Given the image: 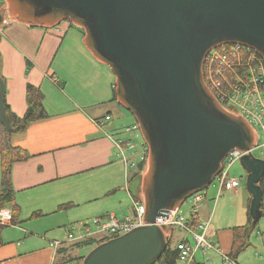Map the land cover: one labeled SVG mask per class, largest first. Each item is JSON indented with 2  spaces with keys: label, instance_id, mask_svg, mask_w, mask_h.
<instances>
[{
  "label": "water",
  "instance_id": "95a60500",
  "mask_svg": "<svg viewBox=\"0 0 264 264\" xmlns=\"http://www.w3.org/2000/svg\"><path fill=\"white\" fill-rule=\"evenodd\" d=\"M10 17L52 26L68 19L85 31L83 42L115 75L116 100L134 116L148 149L145 173L128 185L142 192L143 218L104 240L81 264H155L168 244L171 211L209 186L232 149L251 195L253 228L262 215L264 159L256 134L240 112L222 107L203 79L207 52L235 42L264 60V0H5ZM3 12H0V23ZM0 76V122L11 126Z\"/></svg>",
  "mask_w": 264,
  "mask_h": 264
},
{
  "label": "crops",
  "instance_id": "0c3cea01",
  "mask_svg": "<svg viewBox=\"0 0 264 264\" xmlns=\"http://www.w3.org/2000/svg\"><path fill=\"white\" fill-rule=\"evenodd\" d=\"M0 8V33L8 31L4 51L1 49L2 76L0 66L5 101L13 113L22 116L29 83L41 90L47 114L11 138L12 144L29 156L12 166L11 182L20 216L17 225L7 226L2 232L5 243L0 246V264L72 262L81 256L73 248L77 241L66 239L73 224L107 214L118 218L133 215V202L140 194L134 196L128 189L131 176L138 170V164H130L139 159L130 155L135 152L138 157L147 146L143 140L137 151L133 142L134 147L126 150L127 159L119 155L116 139L132 142V138L126 135L125 126L129 125L119 110L121 105L113 99L115 76L85 46L82 27L65 19L52 26L30 25L11 17L13 21L5 22L4 0H0ZM7 41L11 54L5 53ZM22 59L30 68L22 64ZM33 68L37 75L32 73ZM106 116L110 118L106 120ZM229 168L227 177L239 179L237 187L229 189L217 181V192L205 187L197 193L202 196L200 219L210 221L207 237L228 254L233 229L247 223L251 199L241 186L243 178L228 175ZM222 191L228 196L217 202ZM184 201L189 202V210L184 213L189 216L191 203ZM217 205L219 213L215 212ZM262 206L256 225L245 231L246 245L235 257L237 264H264V191ZM54 240L62 244L53 248L50 244ZM192 264H202V256L196 254Z\"/></svg>",
  "mask_w": 264,
  "mask_h": 264
},
{
  "label": "built area",
  "instance_id": "2783aa9c",
  "mask_svg": "<svg viewBox=\"0 0 264 264\" xmlns=\"http://www.w3.org/2000/svg\"><path fill=\"white\" fill-rule=\"evenodd\" d=\"M245 59V65L237 72L234 65H238ZM203 79L212 94L225 109L240 112L255 131L259 129L264 136V60L251 47L241 43L229 42L211 48L203 59ZM232 107V108H231ZM110 117L106 116L108 120ZM139 130L137 123L125 127V132ZM256 134V132H255ZM134 144L125 139H116L118 153L125 160L126 150L132 149ZM260 150L261 158L264 159V141L256 140L251 148ZM238 149L230 150L221 162V170L214 177L220 186L235 188L239 179L228 178V168L244 154ZM135 154V152H134ZM139 162L132 165L142 164L147 167L148 149L145 147L138 154ZM191 203L190 214L185 216L178 209L171 211L167 227L176 226L187 234L176 245L178 250V264H192L195 256H202V264H237L228 253L223 252L221 247L207 237L209 220H201L198 206L202 196L196 192L187 197ZM145 205L143 195L140 194L133 202V215L131 217L118 218L113 214L103 217H94L90 220L80 221L71 226L66 234L68 241L77 242L89 238H112L131 230L144 216ZM11 209L9 206L0 209V223L11 226ZM105 239V240H107ZM62 243L58 240L51 242L53 248ZM219 261V262H218ZM59 264H81V261L61 262Z\"/></svg>",
  "mask_w": 264,
  "mask_h": 264
},
{
  "label": "trees",
  "instance_id": "16d2710c",
  "mask_svg": "<svg viewBox=\"0 0 264 264\" xmlns=\"http://www.w3.org/2000/svg\"><path fill=\"white\" fill-rule=\"evenodd\" d=\"M245 65V59H242V62L238 65H234L237 72ZM25 98H26V110L22 116H18L13 113L6 101L4 100L5 106V115L7 121L11 126V132L7 133L3 124L0 122V168H1V186H0V206L4 207L8 205L11 209V223L12 225H17L19 222L20 216V207L15 200V192L11 182V171L12 166L15 162L23 161L28 158V153L18 147L14 146L11 142L12 135L24 131L33 121L43 119L47 116L44 107H43V94L39 87L29 84H26L25 89ZM113 99H116L115 90L113 91ZM144 171V166L138 164V170L130 180L135 177L137 174ZM262 190L264 191V175L259 182ZM261 207H263L261 205ZM7 226L1 225L0 223V246L5 242L2 239V232ZM251 217L248 212V220L246 225L242 227L234 228L233 243L232 249L229 255L235 259L236 255L241 251L246 245L245 231L251 229ZM239 230V231H237ZM169 238V237H168ZM107 238H89L80 242H74L73 248H83V247H93L96 244L104 241ZM84 256H79L76 259L81 261ZM70 260V259H69ZM66 262V261H65ZM155 264H178V250L176 246H172L168 240L166 249L163 251L159 259Z\"/></svg>",
  "mask_w": 264,
  "mask_h": 264
},
{
  "label": "rangeland",
  "instance_id": "374dc122",
  "mask_svg": "<svg viewBox=\"0 0 264 264\" xmlns=\"http://www.w3.org/2000/svg\"><path fill=\"white\" fill-rule=\"evenodd\" d=\"M4 2H5V5H6V7H8V5H7V3H6V1L4 0ZM0 9H2V8H0ZM5 16H4V20H5V22H9V21H13V20H9V17H10V15H9V13L7 12V9H5ZM65 20H68V19H65ZM64 19H63V22H66ZM0 30H3L2 28H0ZM6 32H8V31H1V33H0V35H1V40H0V56H1V58H0V66H2V70H1V76H2V71H3V67H4V62H3V54H2V52H1V49L3 50V46H4V44H5V38H4V35L6 34ZM9 43H8V41H7V50L5 51V53H9V54H11V48H9ZM4 51V50H3ZM22 64H24V66H26L27 65V67L28 68H30L29 67V65L27 64V62L25 61V60H23L22 59ZM13 67H16V63H14L13 64ZM32 73L34 74V75H37L38 73H37V69L36 68H33L32 70ZM48 74H51V72H47ZM119 110L124 114V116L126 117V119H125V124H127V125H132L133 123H137L136 122V120H135V118H134V116L132 115V113L130 112V111H128L126 108H124V107H122V106H119ZM126 127V126H125ZM255 132H256V135H257V139H258V141L259 142H262V141H264V136H263V133H261V131L259 130V129H257V128H255ZM126 135H129V137L131 136V138H132V143L134 142L135 144H136V149H137V151H139L140 150V147L142 146L141 145V142L143 141V137H142V135H141V132H140V130H133V131H131V132H126ZM125 135V136H126ZM133 143V144H134ZM253 154L255 155V156H257V157H261V154H260V150H253ZM130 156H132L134 159H136V158H138L135 154L133 155V154H131ZM134 161L135 160H133V162H131V161H129V162H131V164H130V166L132 165V163H134ZM135 167H136V165H134ZM144 166V165H143ZM145 172V167H144V171H142V173H144ZM228 175H230V176H235V177H238V178H243V180H242V188L244 189V190H247L246 189V187H245V179H246V173H245V171H244V169H243V167H242V165L240 164V162H239V160H237V161H235L232 165H231V167L229 168V174ZM205 189H208V190H215L216 192L218 191V182H217V180H214L209 186H207ZM204 189V190H205ZM203 190V191H204ZM199 192V191H198ZM198 192H196V193H198ZM248 192V191H247ZM138 194H142V192H139ZM228 196V192L227 193H225V191H222L221 192V194H220V196L218 197V199H217V202H218V200H219V198H223V197H227ZM214 198H216V194H215V196H214ZM185 200H189V199H185ZM228 203L229 202H231V200H230V198H227V199H225ZM225 202V201H224ZM214 206H215V201H214V199L213 200H211L210 201V208L212 209L211 211H213V209H214ZM218 206V209L215 211L216 213H219V206L220 205H217ZM189 210V202L188 201H184L183 203H182V205L180 206V209H179V211L181 212V213H185L186 211H188ZM7 228V227H6ZM165 234H166V236L167 237H169L170 238V244L172 245V246H174L179 240H181L182 238H184V237H186L187 236V234L183 231V230H181V229H179L178 227H176V226H170V227H167L166 229H165ZM94 247V246H93ZM92 247H83V248H79V249H74L75 250V254L77 253L78 255H81V256H85L88 252H89V250L91 249ZM197 255H199V253H197ZM79 261V260H78ZM81 262H82V260H81Z\"/></svg>",
  "mask_w": 264,
  "mask_h": 264
},
{
  "label": "bare ground",
  "instance_id": "6f19581e",
  "mask_svg": "<svg viewBox=\"0 0 264 264\" xmlns=\"http://www.w3.org/2000/svg\"><path fill=\"white\" fill-rule=\"evenodd\" d=\"M205 57V56H204ZM115 76V75H114ZM232 108V107H231Z\"/></svg>",
  "mask_w": 264,
  "mask_h": 264
}]
</instances>
